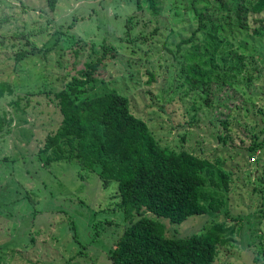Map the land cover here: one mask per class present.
Wrapping results in <instances>:
<instances>
[{"label":"rangeland","instance_id":"374dc122","mask_svg":"<svg viewBox=\"0 0 264 264\" xmlns=\"http://www.w3.org/2000/svg\"><path fill=\"white\" fill-rule=\"evenodd\" d=\"M237 1L195 6L223 21L234 19ZM156 2L158 12L143 1L139 8L137 0H58L54 10L45 0H0V81L13 89L0 97V117L12 118L9 132L6 122L0 130V264H112L108 249L125 223L115 185L101 186L76 157L48 164L45 154L38 157L58 126L55 92L69 66L76 60L82 68V59L104 43L115 51L100 69L105 85L128 97L160 144L180 142L210 161L219 158L231 172L218 212L178 225L160 218L166 234L187 236L225 221L236 231L233 246L220 247L212 264H264V144L248 149L253 134L264 143V39L248 66L256 68L251 81L244 70L230 88L213 83L205 101L203 91L186 88L176 53L197 26L192 2ZM258 18L264 12L248 14V33ZM19 48L33 52L17 61ZM218 118H227L231 131Z\"/></svg>","mask_w":264,"mask_h":264},{"label":"trees","instance_id":"16d2710c","mask_svg":"<svg viewBox=\"0 0 264 264\" xmlns=\"http://www.w3.org/2000/svg\"><path fill=\"white\" fill-rule=\"evenodd\" d=\"M57 1L45 0L50 10ZM142 1L153 12L159 11L156 0H137L139 8ZM195 1L191 0L197 26L176 44V53L183 60L180 76L186 88L203 91L207 101L213 83L230 88L244 70L251 81L256 68L248 66L263 44L264 18L255 21L251 34L247 18L249 13L264 12V0H238L231 9L234 19L223 21L206 17ZM241 33L244 38L238 40ZM53 47L40 51L46 53ZM32 52L19 48L15 60ZM114 56V48L104 43L82 59V68H76V60L71 63L62 87L55 92L58 126L46 135L38 157L43 159L45 154L46 164L76 157L98 175L101 186L115 185V207L123 211L125 223L108 249L112 264H212L220 247L233 246L236 231L232 226L213 221L200 232L169 236L160 218L178 225L190 215L218 212L231 172L219 158L210 161L180 142L172 148L161 145L148 124L132 112L128 97L105 85L100 69ZM12 92L9 83L0 81V97ZM218 119L231 131L227 118ZM11 121L3 113L0 130L6 122L9 132ZM251 138L249 150L263 146L257 134Z\"/></svg>","mask_w":264,"mask_h":264}]
</instances>
